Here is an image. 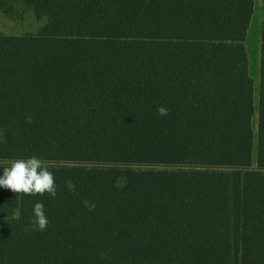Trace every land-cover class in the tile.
<instances>
[{
    "label": "trees",
    "instance_id": "1",
    "mask_svg": "<svg viewBox=\"0 0 264 264\" xmlns=\"http://www.w3.org/2000/svg\"><path fill=\"white\" fill-rule=\"evenodd\" d=\"M38 16L128 17L127 87L12 82L13 38L0 33V160L40 158L57 195L0 187V264H264V24L257 164L247 152L181 153L141 149L147 104L251 110L250 90L143 86L146 18L249 21L253 5L224 0H0ZM14 101L125 103L120 150L17 148ZM11 163H0L3 168ZM43 202L47 230L32 227ZM17 212L19 215L17 216Z\"/></svg>",
    "mask_w": 264,
    "mask_h": 264
},
{
    "label": "crops",
    "instance_id": "2",
    "mask_svg": "<svg viewBox=\"0 0 264 264\" xmlns=\"http://www.w3.org/2000/svg\"><path fill=\"white\" fill-rule=\"evenodd\" d=\"M224 2L227 5L252 4L254 12L251 19L246 22L182 18H146L144 20L143 86L147 88L226 91L250 90L254 96L252 108L255 111L254 117H257L258 120L264 0H224ZM32 14L34 16L27 20H32L36 24L32 26L33 28L10 34L13 38V84L127 87V60L130 40V19L128 17H50ZM26 18L22 19L25 20ZM59 19H65L61 20L65 24L57 27L55 24L56 20ZM67 19H71L69 25H67ZM37 20H39V27H36ZM46 21L51 25H43ZM67 34L72 35L70 46L72 61L67 62L72 70L69 79L63 71V69H67V64L63 63L62 56L57 57L56 55L57 50H62L64 45L67 46ZM104 35L108 39V49H106L108 52L99 59V52L103 51V45L98 44V40ZM87 49H89L88 52ZM196 51L204 52L201 57L205 60V65L216 68V72L213 70V73L210 74L213 79H215L214 77L218 78L212 86L200 87L195 84L198 76L194 71L192 72L191 68L193 64L195 66L198 64L194 60L197 55L193 54ZM235 51L240 52L239 63L237 64L241 69L239 75L241 76L243 73L245 77L243 82H247L248 87L232 86L229 76L231 75V68H234L233 66L237 63L236 61L232 63V59H236L235 53L232 54ZM186 55L188 56L183 60ZM207 58L210 60L209 62H207ZM85 63H92L91 67L84 66ZM183 63H187V65L181 67ZM77 70H79L80 75L73 73ZM227 75L229 78H226ZM150 82H159V85H149ZM249 84H251L250 87ZM67 102L73 103V101ZM81 102L113 104V102L95 101H78L77 103ZM123 104L125 113V103ZM189 106L199 107V105ZM207 107L233 109L225 106ZM248 110L246 109V111ZM122 137L124 140V134ZM257 145L258 125L256 148Z\"/></svg>",
    "mask_w": 264,
    "mask_h": 264
},
{
    "label": "rangeland",
    "instance_id": "3",
    "mask_svg": "<svg viewBox=\"0 0 264 264\" xmlns=\"http://www.w3.org/2000/svg\"><path fill=\"white\" fill-rule=\"evenodd\" d=\"M17 5L11 15L0 8V33L13 34L25 31L36 25L27 20L34 15ZM24 16V17H22ZM29 17V18H26ZM22 18H26L25 20ZM47 20V19H45ZM56 20V26L65 23ZM71 19H67V25ZM39 20H37V26ZM43 25L50 26L48 21ZM33 28V27H32ZM67 46L57 50V57L62 56L67 69H63L67 79L71 77L72 70L68 61L72 35L67 34ZM103 51L99 52V59L108 51L107 36L98 40ZM105 46V47H104ZM90 49V48H89ZM87 49V52L88 50ZM203 51L193 52L197 66L193 64L198 79L196 86H212L217 77L213 79L210 74L216 72L204 64ZM236 65L231 68L232 86L248 87L243 82L245 77L239 75L240 52L235 51ZM91 53L89 52V55ZM186 55L183 60L186 59ZM86 58V57H85ZM210 60L207 58V62ZM92 63L84 66L91 67ZM187 63H183L184 67ZM60 72V69H58ZM174 72V71H172ZM80 75L79 70L73 72ZM228 75L226 78H229ZM241 83L240 85H237ZM159 85V82L149 83ZM227 85V84H226ZM230 86V84L228 83ZM251 84H249L250 87ZM73 103L68 102H38L14 101L13 119L11 124V145L17 148H50V149H76V150H120L122 149V132L124 124V104L113 102L112 105L101 103ZM165 106L168 109L166 116L158 114L157 109ZM255 108V107H254ZM255 111L246 109H227L207 106H189L172 104L144 105L142 110L141 149L146 151L181 152V153H219L243 152L252 156L253 167L257 164L256 130L258 125ZM257 115V113H256ZM252 128V131H251ZM14 160L1 159L0 163H11Z\"/></svg>",
    "mask_w": 264,
    "mask_h": 264
},
{
    "label": "clouds",
    "instance_id": "4",
    "mask_svg": "<svg viewBox=\"0 0 264 264\" xmlns=\"http://www.w3.org/2000/svg\"><path fill=\"white\" fill-rule=\"evenodd\" d=\"M157 112L161 116H166L168 109L165 106H160ZM0 187L10 189L17 194L33 196L39 194L43 196L48 193L52 197L57 195L54 173L36 156L27 159H16L11 162L10 167H4L3 175L0 176ZM48 224L49 220L43 202H36L33 208V229L45 231Z\"/></svg>",
    "mask_w": 264,
    "mask_h": 264
}]
</instances>
